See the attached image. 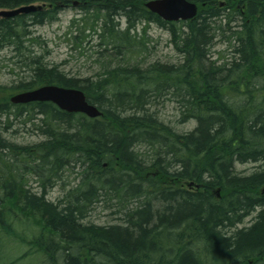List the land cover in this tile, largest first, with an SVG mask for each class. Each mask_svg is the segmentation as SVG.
Masks as SVG:
<instances>
[{
	"label": "trees",
	"instance_id": "1",
	"mask_svg": "<svg viewBox=\"0 0 264 264\" xmlns=\"http://www.w3.org/2000/svg\"><path fill=\"white\" fill-rule=\"evenodd\" d=\"M74 1L82 9L78 21L98 38L100 70L90 77L67 75L24 45L29 26L57 21ZM146 1L0 0V9L45 4L0 17L2 45L14 46L17 56L33 52L31 61L39 62L33 80L11 90L76 87L102 111L89 118L51 102L16 105L0 84V117L10 124V116L26 112V122L39 115L45 135L32 145L0 139V248L5 237H18L45 264H264V0H190L197 15L177 22L163 20ZM151 23L171 33L180 61L130 62L148 50ZM219 32L233 48L224 61L212 54ZM168 94L179 103L181 122L196 120L194 129L179 133L149 111ZM236 162L258 165L240 174ZM77 164L81 184L62 199H46ZM27 174L38 178L40 192L26 188ZM170 178L206 191L162 183ZM217 188L219 198L212 193ZM109 192L125 202L115 212L123 213V223L87 221L102 195L112 200ZM254 212L249 226L236 228ZM23 219H32L36 231L29 239L15 227Z\"/></svg>",
	"mask_w": 264,
	"mask_h": 264
},
{
	"label": "rangeland",
	"instance_id": "2",
	"mask_svg": "<svg viewBox=\"0 0 264 264\" xmlns=\"http://www.w3.org/2000/svg\"><path fill=\"white\" fill-rule=\"evenodd\" d=\"M81 12L80 4L74 5L70 3L59 10V19L57 21L38 26H29L28 29L32 34L24 42L25 47L30 48L35 55L40 56V59L49 66L58 65L59 69L67 75L81 78L94 76L100 70V64L96 61L98 55L95 53L97 49H100L96 46L98 38L97 36L92 37L91 32L85 30L83 23L78 21L77 18H81ZM74 23L76 25H73ZM138 31L142 35L144 34L142 26H140ZM146 36L148 50L143 53L141 51L135 53L131 57V63L142 62V65H148L155 61L164 63L180 61V54L175 49L171 41L172 35L167 29L158 26L156 23H151L147 29ZM39 42L41 45H39ZM232 49L228 39L219 32V36L216 38L212 48L214 57L219 58L220 61L230 59L233 57ZM22 53H26V55L17 56L14 46L6 43L2 45L0 41V84L8 87V90L3 94L4 97L7 94H10V97L12 94L17 93L18 90H11V88L21 82L28 81L30 74H32V70L22 63H30L31 57L34 55L31 53L29 56L27 50H22ZM149 111L156 112L161 121L179 133L191 131L196 126V120L194 119L187 122L180 121L179 103L172 94L159 99V101L149 107ZM28 117L26 112L18 119L10 116L9 120L13 122L10 124L6 122V117H0V139L17 145H32L42 141L44 137L38 129L41 123L40 116L35 115L32 120L25 122ZM140 150L149 152L145 147ZM257 165V163L253 162H236L235 170L240 174H250L257 169ZM82 168L83 166L81 167L78 164L75 167H69L62 174V179L53 187L48 188V198L57 201L62 199L69 190L77 188L82 182ZM2 169L3 166L0 163V170ZM27 175H25L26 188L32 190L33 193L40 192L38 178L32 174ZM177 182L178 180L173 178L162 181L164 184L169 183L180 186L181 182ZM182 185L186 186L187 182ZM123 203L125 202L118 203V199L110 200L106 195H102L100 201L96 202L89 211L87 221L99 226L123 223V213H115ZM135 204V202L129 203L128 206L132 208ZM18 215L25 217L19 210H17ZM256 215L257 212H254L246 217L236 228L249 226ZM32 223V219H23L20 222H16L15 227L20 234H24L23 236L29 239L36 232ZM27 249H29V245L22 243L18 237H5L3 246L0 248V264L10 261H16L15 264H45L43 255H40L41 253H37L35 250L26 253ZM23 253H25L24 258L19 260V256Z\"/></svg>",
	"mask_w": 264,
	"mask_h": 264
},
{
	"label": "water",
	"instance_id": "3",
	"mask_svg": "<svg viewBox=\"0 0 264 264\" xmlns=\"http://www.w3.org/2000/svg\"><path fill=\"white\" fill-rule=\"evenodd\" d=\"M146 7L166 21L189 20L198 13L197 4L190 0H149L146 2ZM41 8L38 5L28 4L13 9H1L0 17L9 18L22 13L28 14ZM11 101L16 104L50 101L64 111L83 113L90 118L102 114L100 108L87 99L83 90L55 84L17 93L11 97Z\"/></svg>",
	"mask_w": 264,
	"mask_h": 264
},
{
	"label": "bare ground",
	"instance_id": "4",
	"mask_svg": "<svg viewBox=\"0 0 264 264\" xmlns=\"http://www.w3.org/2000/svg\"><path fill=\"white\" fill-rule=\"evenodd\" d=\"M42 61V60H41ZM43 62V61H42ZM38 63L39 62H37V61H31L30 63L29 62H26V63H22L24 66H26V67H28V68H30L31 70H33V68L36 66V65H38ZM45 63V62H44ZM48 65V64H47ZM34 66V67H33ZM30 78H29V80L28 81H25V83H28V82H31L32 80H33V75L32 74H30V76H29ZM23 84V83H22ZM55 85H57V86H61V87H67V86H64V85H60V84H55ZM68 88H76V87H68ZM77 89H80V88H77ZM80 90H82V89H80ZM109 195L112 197V200L113 199H115L116 197H114V192H109ZM45 198L46 199H48V200H50L49 198H48V192H47V194L45 195ZM50 201H53V200H50ZM54 202V201H53ZM87 217H88V215H87Z\"/></svg>",
	"mask_w": 264,
	"mask_h": 264
},
{
	"label": "flooded vegetation",
	"instance_id": "5",
	"mask_svg": "<svg viewBox=\"0 0 264 264\" xmlns=\"http://www.w3.org/2000/svg\"><path fill=\"white\" fill-rule=\"evenodd\" d=\"M43 137H45V135H43ZM180 182H181V185L179 187L181 189V187H183V185H182L183 181L181 179H179L177 183H180ZM186 187L189 188L190 190H192L193 192H196V193H202V192L206 191L204 189L200 190L201 189V185H199V184H195L194 185V184L191 183V185H189L187 183ZM220 192H221V189H220ZM220 192H219L218 188L216 190H212V193L215 194L218 198L220 197Z\"/></svg>",
	"mask_w": 264,
	"mask_h": 264
}]
</instances>
